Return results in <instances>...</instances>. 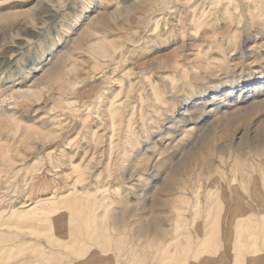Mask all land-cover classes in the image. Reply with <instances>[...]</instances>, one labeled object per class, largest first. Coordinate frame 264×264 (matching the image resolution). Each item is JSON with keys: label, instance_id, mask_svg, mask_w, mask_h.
Listing matches in <instances>:
<instances>
[{"label": "rangeland", "instance_id": "374dc122", "mask_svg": "<svg viewBox=\"0 0 264 264\" xmlns=\"http://www.w3.org/2000/svg\"><path fill=\"white\" fill-rule=\"evenodd\" d=\"M263 11L0 0V264L263 254Z\"/></svg>", "mask_w": 264, "mask_h": 264}, {"label": "crops", "instance_id": "0c3cea01", "mask_svg": "<svg viewBox=\"0 0 264 264\" xmlns=\"http://www.w3.org/2000/svg\"><path fill=\"white\" fill-rule=\"evenodd\" d=\"M259 235V233H257L256 234V236H258ZM255 236V235H254ZM235 240H237V238H235L233 241H235ZM238 241V240H237ZM207 243L205 244V246L209 243V240L208 241H206ZM239 243H240V240L238 241ZM204 243H205V241H204ZM240 250V249H239ZM250 252V251H249ZM249 254H251V258L248 260L249 261V264H255L256 262H258V263H264V252H263V254H262V252H261V250H257V251H252V252H250ZM262 254V255H261ZM258 258V259H257ZM255 259H257V260H255ZM236 261H238V260H236ZM236 261H234V262H236ZM241 264H243V260H242V262H241Z\"/></svg>", "mask_w": 264, "mask_h": 264}, {"label": "bare ground", "instance_id": "6f19581e", "mask_svg": "<svg viewBox=\"0 0 264 264\" xmlns=\"http://www.w3.org/2000/svg\"><path fill=\"white\" fill-rule=\"evenodd\" d=\"M246 1V0H245ZM248 2V1H247ZM256 3V2H255ZM254 3V4H255ZM246 4V3H245ZM264 12V11H263ZM248 13V12H247ZM251 13V12H250ZM258 14V13H257ZM250 15V14H249ZM253 16V15H252ZM261 16V15H260ZM191 18V17H190ZM252 18H254V17H252ZM259 18H261V17H259ZM194 19V18H193ZM202 20V19H201ZM253 21H254V19H252ZM259 20V19H258ZM262 21L264 20V19H261ZM195 22V21H194ZM250 22V21H249ZM252 24H254L253 22H251ZM251 23H249V24H251ZM255 26H256V24H254ZM252 26V25H251ZM248 28V27H247ZM241 30V29H240ZM248 31V30H247ZM257 74V73H256ZM255 75V74H254ZM251 78V77H250ZM256 88V87H255ZM112 106V105H111ZM116 107V106H115ZM115 109V108H114ZM113 108H110V110H114ZM109 110V111H110ZM112 113H113V111H111ZM117 112V111H116ZM149 114V113H148ZM143 117V116H142ZM128 130V129H127ZM130 134V133H129ZM133 136V135H132ZM33 191V190H32ZM98 192V191H97ZM56 194V193H55ZM51 195V194H50ZM55 196V195H54ZM54 196H52V197H54ZM32 200V199H31ZM30 200V201H31ZM45 200H50V199H45ZM40 201V200H39ZM61 201H63V200H61ZM32 202V201H31ZM35 203V202H34ZM36 204V203H35ZM35 204H34V206H35ZM29 204H27V206H28ZM33 205V204H32ZM26 206V207H27ZM30 207V206H29ZM28 207V208H29ZM20 213V212H19ZM17 214H18V212H17ZM17 214H16V216H17ZM17 217H19V216H17ZM83 263L85 264V261H83Z\"/></svg>", "mask_w": 264, "mask_h": 264}]
</instances>
